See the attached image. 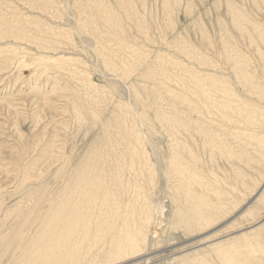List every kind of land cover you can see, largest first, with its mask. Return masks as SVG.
<instances>
[{
  "label": "rangeland",
  "instance_id": "374dc122",
  "mask_svg": "<svg viewBox=\"0 0 264 264\" xmlns=\"http://www.w3.org/2000/svg\"><path fill=\"white\" fill-rule=\"evenodd\" d=\"M133 1L102 0L101 4L109 10L113 9L110 11L117 14L115 16L112 13L115 17H120L123 40L145 52L142 51L144 61L155 64L153 73L158 70V66H164L177 75L180 71L173 62L182 63L191 73L214 75L212 77L219 82L228 84L231 94L240 98L239 101L250 106L254 104L256 110L264 111V40L241 33L234 25L232 11L237 9L246 17L249 25L252 24L257 30L264 32V0H173L167 8L164 7V0ZM3 2L0 12L10 17L18 12L23 18L26 15L33 16L43 27L39 30H48L54 37L49 38V42H44V46L24 42L23 46L29 50L26 56L22 53L8 58L0 55V234L6 231L11 235L14 228L16 229L14 224L22 222L19 217L20 203L29 204L32 198L35 202L40 199L39 205L35 207L44 211L49 206L50 199L57 197L61 165L58 162L63 152L76 165L87 158L93 146L101 145L97 148L99 151L101 149L100 152L106 147L110 148L105 145L104 134L106 131H113L112 129L118 132L124 130V106L135 109L138 117L141 115L138 123L141 120L140 129L143 130L141 135L147 145L146 150L152 155V159L157 160L160 157V168L166 171L176 143L172 141L166 121L157 122L156 114L165 111L162 113L168 115L172 111L169 109L176 107V111L186 115L189 111L186 105L174 103V98L170 97L169 89L177 86L173 87L165 77L149 76V68L143 62L134 71L121 70L120 67L115 70L104 66L105 60L100 59L95 50L101 41L95 31L96 14L88 11L89 16L85 20L81 10L82 2L79 0H50L37 2V5L21 0H15L16 4L11 0ZM137 19L141 20L140 23ZM85 21L87 28L83 27ZM64 35L70 39L67 40ZM9 42L13 43V40L5 43ZM108 44L115 49L118 41L110 38ZM47 47L52 49H40ZM232 49L237 52L236 57L239 55L237 63L240 67L246 65L250 83L236 77V57L234 61L230 58L231 55H227L228 50L235 53ZM159 54L166 55L167 60L158 61ZM36 55L54 59L64 56L66 63L59 67L54 62H40ZM76 72L79 74L78 79L85 81L88 87L83 88L84 84L78 87L76 80H72ZM82 88L85 92L78 93V89L82 91ZM241 109L248 110L243 107V103L239 104L242 112ZM188 116L190 118L194 115L188 112ZM235 121L245 137L232 133V129L212 124L216 134H220L221 139L229 145V150L235 151L234 160L223 151H215L211 147L202 151V142L197 135H192L193 138L178 136V141H182V145H189L195 152L199 150L202 163L200 168L195 167L199 173L208 180L214 174L223 182L219 191L224 193L233 188L239 193L242 202L246 199L245 202L234 213H226L223 221H219L218 225L210 227L208 231L202 234L189 233L185 229H170V214L174 209L172 195L168 187H157L154 191V202L163 206L166 218L160 225L159 235L150 244V251L143 255L144 258L152 256L150 264H166V257L179 258L182 254L194 252L227 236H237L250 225L264 228V202L255 205L251 215L241 214L252 199V196L246 194L252 195L253 190L263 186L264 157L260 154V146L256 141L264 138V119L259 117L253 121V125L244 124V120L237 115ZM123 135L126 136V133H118V136ZM153 154H156L155 157ZM156 184L160 185L159 181ZM225 198L227 204L239 202L228 197V194ZM220 228H223L218 234L220 236L211 239L214 241L209 239L203 246L184 252L189 244L194 247L197 241L214 234ZM24 235L27 240L28 233ZM6 239L0 240V253L4 254L0 256V264H21L22 256L14 249L15 245L9 248L4 246ZM209 258L204 257V263L198 264H223L217 254ZM254 258V262H249L250 264H264V255L258 254ZM134 260L136 258L115 264H132Z\"/></svg>",
  "mask_w": 264,
  "mask_h": 264
},
{
  "label": "bare ground",
  "instance_id": "6f19581e",
  "mask_svg": "<svg viewBox=\"0 0 264 264\" xmlns=\"http://www.w3.org/2000/svg\"><path fill=\"white\" fill-rule=\"evenodd\" d=\"M3 1H0V5H3ZM11 1L15 3V0ZM21 1L37 5V2L44 3L50 0ZM79 1L82 2L81 10L85 20L89 16L88 11L96 14L94 16L97 26L95 31L101 41L98 42L95 50L99 58L105 60L104 66L111 69L115 68V70L120 67L121 70L134 71L143 62L149 68V76H155V78L165 77L169 80L168 82L174 85L173 87L177 86L175 89H169L170 97L174 98V103L186 105L189 111L187 113L185 111L186 115H184L176 111L175 107V109H169L172 111L168 115L162 113L165 111H159L156 114L157 122L166 121L165 125L169 129L172 141L176 143L175 148L171 147L170 161L166 166V171L163 169V172L159 164L160 157L158 156L157 160L152 159V155L148 154L146 150L147 145L141 135L143 133V130L140 129L141 120L138 123L141 115L138 117L135 109L124 106L122 108L124 110L123 114L126 116L123 122L124 130L119 132H125L126 136H118L119 132L115 129L106 131L104 134L105 145L110 146V148L106 147L103 152H100L101 149L99 151L97 148L101 145L93 146L89 150L87 158L76 165L73 164L74 162L71 159H67V153L63 152L59 159L60 162H58L61 165H59L60 181L59 189L56 191L57 197L50 199L49 206L46 205L47 208L44 211L35 207L39 205L40 199L35 202L33 198L28 197L30 199L29 204L20 203V215H18L22 222L20 220V225L17 222V225L14 224L16 229L14 226L12 227L14 230L11 235L10 233L7 234L6 231L0 234V240L7 238L4 243L5 247L9 248L15 245L14 249L19 251L22 256L21 264H115L130 260V258L131 260L136 258L132 264H150L152 256L144 258L143 255L145 252L150 251V244L159 235L160 225L165 222L166 218L163 206L156 201V203L154 202V191L157 187H168L172 195L174 209L170 214V229H185L189 233L195 234H202L206 230L208 231L210 227L218 225L219 221H223L222 218L226 213H234L246 200L244 199L242 202L239 193L233 188L224 193L219 191V186L223 182L214 174H211L208 177L210 180H208L199 173L195 168L196 166L200 168L202 163L201 155L198 153L199 150L195 152L189 145H182V141H178V136H198L202 142V151L211 147L215 151L218 149L228 157L233 158L235 151L229 150V145L221 139L220 134V136L216 134L217 132L212 124H218L224 129H232V133L241 137L243 130L237 128L235 117L239 115L244 120V124H252L256 118L264 119V111L256 110L254 104L250 106V104L247 105L241 100L239 101L240 98L238 99L231 94L228 84L221 83L218 79L217 81L216 78L212 77L214 75L209 76L208 74L205 76L201 73H191L192 71L182 63L173 62L174 66L180 71L176 72L177 75L173 73V70L169 71L164 66H158V70L153 73L155 64L151 61H144L142 58L144 51L142 49L143 52L140 51L139 47L131 46L123 40L121 20H119L120 17H115L116 13L115 15L112 12L115 16L111 13L110 10L113 9L105 8L101 4L102 0ZM171 1L173 0H164V7L167 8ZM122 8H124L123 4ZM232 11L234 13V25L241 33L245 32L244 34H248L250 37L254 35L264 40L263 31L257 30L252 24L249 25L246 17L237 9H232ZM18 13L10 17L0 12V55L3 57L7 56L8 58L16 55V53H22L26 56L29 50L26 46H23L25 45L24 42L44 46V42H49L48 39L54 37L50 35L48 30L40 31L39 28L43 27L33 16L26 15L27 17L23 18ZM136 15L134 16L136 17ZM137 20L140 23L141 20ZM83 27H88L86 21ZM64 36L67 40L70 39L67 35ZM108 38H114L118 41L117 48L113 49L109 46ZM8 40H13V43L6 44L5 42ZM7 49L11 50L8 51ZM40 49L51 50L52 48ZM228 51L227 55H231L230 58L235 61L237 52L233 49L232 51L235 53ZM165 56L159 54L157 56L158 61L165 62L167 60ZM36 57L40 62H54L59 67H61V64L63 66L66 63L64 56L57 59L37 55ZM238 58L239 55L236 57L235 63L238 70V72L235 70L236 77L250 83V78L245 70L246 65L240 67L237 63ZM158 65L160 64L158 63ZM66 72L68 73V71ZM75 76L77 77L75 78ZM78 76L79 74L76 72L72 77L73 81L76 80L75 83L78 87H82V84H84L83 88L88 87L85 85V81L78 79ZM124 85L126 84L124 83ZM83 88L82 91L78 89V93L83 94L85 92ZM262 97L264 98V95ZM171 100L173 101V99ZM241 103H243V107L248 108L247 111L241 109V112L239 110V104ZM188 112L194 116L189 118ZM242 136L245 137V135ZM145 138L147 139L146 136ZM256 142L260 146V154L264 157V138ZM67 152L69 153L68 150ZM240 156L242 155L240 154ZM158 181L160 185L156 184ZM262 184V187L252 191L254 194H246L252 196V199L243 208L242 215L244 213L251 215L255 205L263 204L264 181H262ZM43 189H46V187ZM227 194L228 197L235 198L239 202L234 201L227 204L225 202ZM17 221H19V218ZM167 221L169 222V220ZM222 229L220 228L214 234L197 241L194 247L189 244L190 246L185 248L187 250L184 252L190 250V248L203 246L204 243H208L209 239L214 241L211 239L220 236L218 234ZM263 229L261 226L255 225V227H252L250 225L246 231L237 236H227V238L213 242L204 248L182 254L179 258L169 259L166 257L164 261L167 260L166 264H198L199 262L204 263V257L209 258L217 254L218 259L223 264H250L249 262L253 263L254 257H257L258 254L264 255ZM25 233H28L27 240ZM2 255L4 254L0 253L1 257Z\"/></svg>",
  "mask_w": 264,
  "mask_h": 264
}]
</instances>
